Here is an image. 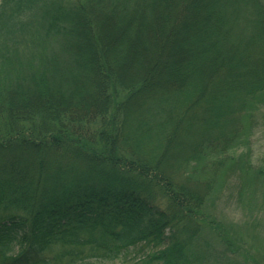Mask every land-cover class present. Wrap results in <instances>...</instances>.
Listing matches in <instances>:
<instances>
[{
    "label": "trees",
    "instance_id": "1",
    "mask_svg": "<svg viewBox=\"0 0 264 264\" xmlns=\"http://www.w3.org/2000/svg\"><path fill=\"white\" fill-rule=\"evenodd\" d=\"M258 117L264 0H0V264H233Z\"/></svg>",
    "mask_w": 264,
    "mask_h": 264
},
{
    "label": "rangeland",
    "instance_id": "2",
    "mask_svg": "<svg viewBox=\"0 0 264 264\" xmlns=\"http://www.w3.org/2000/svg\"><path fill=\"white\" fill-rule=\"evenodd\" d=\"M164 34L165 32L162 31L163 37ZM153 51H156L155 45ZM185 52V47L181 51H176L179 55ZM145 55L146 58L152 59L150 53ZM258 123L259 126L251 136L249 163L253 169L264 171V124L259 117ZM239 186L240 182L236 177L230 179L218 199L212 205L205 206L207 208L204 212L210 226L203 227L201 233L204 240L210 244V248L222 254L224 249L213 231L218 224L227 236V240L232 243V248L237 250L236 255H231L233 264H264V187L262 189L260 184L256 185L254 195H248V198L239 201ZM6 215L8 214L0 212V218ZM143 250L145 249L140 248L137 252L130 250L131 254H127L126 257L121 256L112 263L88 260L78 264H136ZM58 252L59 247H52L45 255L51 259Z\"/></svg>",
    "mask_w": 264,
    "mask_h": 264
}]
</instances>
